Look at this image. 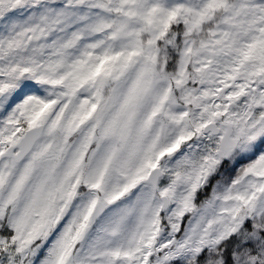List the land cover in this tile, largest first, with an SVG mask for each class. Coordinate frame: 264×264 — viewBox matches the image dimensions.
<instances>
[{
  "label": "snow or ice",
  "instance_id": "6c2138e0",
  "mask_svg": "<svg viewBox=\"0 0 264 264\" xmlns=\"http://www.w3.org/2000/svg\"><path fill=\"white\" fill-rule=\"evenodd\" d=\"M0 264H264V0H0Z\"/></svg>",
  "mask_w": 264,
  "mask_h": 264
}]
</instances>
